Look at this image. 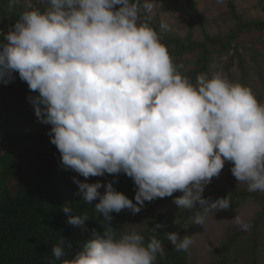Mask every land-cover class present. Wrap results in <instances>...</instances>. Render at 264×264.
Here are the masks:
<instances>
[{"label": "clouds", "instance_id": "1", "mask_svg": "<svg viewBox=\"0 0 264 264\" xmlns=\"http://www.w3.org/2000/svg\"><path fill=\"white\" fill-rule=\"evenodd\" d=\"M43 9L24 10L0 41V84L16 73L37 95L27 97L60 153L64 170H71L84 204L104 223L62 264H156L165 255L156 223L145 236L135 229L110 226L112 213L133 215L145 202L173 197L180 210L197 209L195 225L209 214L230 208L231 195L205 198L206 187L226 163L247 191L264 193V103L244 84L222 73L198 74L195 83L182 72L163 41L172 31L161 21L150 23L152 0H42ZM17 0H9L13 6ZM223 5L225 0H216ZM125 174L134 182L135 197L113 186L88 183L91 177ZM104 188L102 194L100 189ZM199 205V208H197ZM67 223L84 226L87 212ZM178 225L180 221H173ZM230 222L241 231L253 225L241 215ZM189 226H185L187 229ZM177 252H187L194 240L166 232ZM73 243L63 237L52 248L55 260L67 256ZM55 264V261H50Z\"/></svg>", "mask_w": 264, "mask_h": 264}, {"label": "trees", "instance_id": "2", "mask_svg": "<svg viewBox=\"0 0 264 264\" xmlns=\"http://www.w3.org/2000/svg\"><path fill=\"white\" fill-rule=\"evenodd\" d=\"M152 2L155 9L158 0ZM179 2L185 3L191 9L197 8L195 0ZM259 4L264 13V0H259ZM228 6L235 22L233 30L229 33L212 37L202 27L200 40L193 38V31L186 37L165 32L162 42L167 45L174 62L182 66V72L188 75L193 83L198 74L211 75L217 70L213 65L217 55L232 52L231 62L228 64L234 65L235 61L238 63L239 77L236 83L251 88V80L258 76L264 84V20H246L238 15L234 0H229ZM30 7L43 9L46 4L42 0H17L15 5L9 6V0H0V41L3 40V33H6L19 15ZM159 10L150 21L158 31L161 23ZM194 25L195 23H190L191 29ZM247 34L261 35V49H255L242 42V38ZM187 56L191 59L186 60ZM14 75V84H0V95L5 92L7 96L4 98L14 101L11 107H6L0 102V264H50V261L62 264L63 259H71L75 251L82 248V244L91 238L93 229L103 232L101 224L104 221L94 210L99 201H94L91 205L84 204L82 198L75 195L78 186L73 177L81 181L85 178L62 168L60 153L50 142L48 135L51 125L43 124L41 131L31 132L15 123H22L30 117V125L36 127L40 121L35 115L33 105L27 99L28 96L38 93L30 92L28 85L20 80L19 74ZM258 101L264 103L263 98ZM18 114L22 117L16 119ZM13 147H16L20 154L13 152ZM113 180L118 181L113 185L116 190L134 201L136 186L133 180L123 173L118 176L106 174L103 177H91L87 182L107 184ZM225 181L223 186L211 182L210 190H205L204 197L214 200L230 194L232 203L229 209L252 203L258 210L248 221L253 225L250 232L241 231L234 223L227 226L218 247L212 252L209 264H264V193L249 192L247 187H240L229 178ZM104 191V188L100 189L102 194ZM180 195L182 193L176 192L173 197L145 202L141 212L136 215L137 226L143 228L139 231L145 236L146 242L151 235L149 229L156 223L165 225L157 230V238L165 245V255L158 257L156 264H194L191 255L195 251V243L187 252H177L164 234L179 232L181 237L189 235L195 241L198 225L191 223L197 209L161 211L157 204L159 200L173 201ZM65 205L73 209L72 216L86 211L90 219L84 226L68 224L69 214L62 212ZM130 212L125 209L119 214L112 213L110 226L118 231V234L121 229L126 230L130 222H127ZM175 218L180 221L178 225L173 222ZM185 226L189 227L184 229ZM62 237L73 243V249H66L67 256L55 260L51 251Z\"/></svg>", "mask_w": 264, "mask_h": 264}, {"label": "rangeland", "instance_id": "3", "mask_svg": "<svg viewBox=\"0 0 264 264\" xmlns=\"http://www.w3.org/2000/svg\"><path fill=\"white\" fill-rule=\"evenodd\" d=\"M197 2V8L191 9L183 2L179 0H158L156 8L154 9V17L158 10L160 13V20L167 22L172 31L169 33L176 34L181 37H186L189 32H192V36L196 40H200L202 36V27L209 33L210 36L214 37L218 34L225 35L233 30L235 22L233 16L230 13L231 10L228 6L229 0H225L223 5L217 4L216 0H195ZM236 5V11L238 15L243 16L247 19H262L264 20V13L259 8V0H234ZM163 6V7H162ZM157 11V13H156ZM193 22L195 25L191 29L190 23ZM261 35L247 34L242 38V42L246 45L253 46L255 49H261ZM260 40V41H259ZM260 42V43H259ZM255 43V44H254ZM232 52L228 54H219L213 61L214 67L217 69L215 72L222 73L228 80L236 83L239 77L237 62L234 65H229L231 61ZM186 60H190L191 57L187 56ZM189 70V67L186 69ZM214 72V73H215ZM258 76H254L251 80V88L255 93L257 99H264V84L263 81L258 79ZM15 82V81H14ZM10 83L11 85L14 84ZM7 94L4 92L0 95V102L6 107H11L14 101L11 99H5ZM16 117L19 119L22 117L20 114ZM30 117L23 120L22 123H17L22 129L26 131H41L42 122L36 124V127L30 125ZM21 150V149H20ZM13 152L20 154L16 147H13ZM233 167L232 163H226L218 178H213L212 183L217 186H223L226 184V179H231L240 187H247L246 184H239L236 178L232 175L230 169ZM210 190L209 185L206 189ZM205 189V190H206ZM158 208L161 211H177L179 207L173 203V201H157ZM258 210L257 206L252 203L247 205L237 206L227 210H217L214 214H209L207 220L203 225H198V232L195 237V251L191 255L194 264H209L211 261L212 252L218 247L219 242L224 234L227 226L231 224L236 215H241L243 219L249 221L253 218L254 213ZM137 215V214H136ZM131 212L127 217V228L126 230L135 229L140 232L143 228L138 227L136 223L137 216ZM200 227V228H199ZM140 230V231H139Z\"/></svg>", "mask_w": 264, "mask_h": 264}]
</instances>
